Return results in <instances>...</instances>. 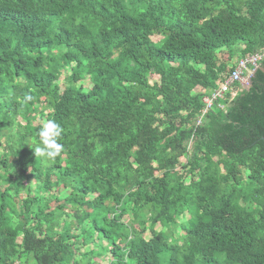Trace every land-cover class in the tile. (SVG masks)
<instances>
[{
	"label": "trees",
	"instance_id": "16d2710c",
	"mask_svg": "<svg viewBox=\"0 0 264 264\" xmlns=\"http://www.w3.org/2000/svg\"><path fill=\"white\" fill-rule=\"evenodd\" d=\"M257 52L264 0H0V264H264V60L204 102Z\"/></svg>",
	"mask_w": 264,
	"mask_h": 264
},
{
	"label": "built area",
	"instance_id": "2783aa9c",
	"mask_svg": "<svg viewBox=\"0 0 264 264\" xmlns=\"http://www.w3.org/2000/svg\"><path fill=\"white\" fill-rule=\"evenodd\" d=\"M263 60L264 52H257L239 59L229 76L222 81L221 86L215 89L211 95L204 97L205 111L215 110L216 101L227 91L233 89L235 84L240 83L243 87L249 86V80ZM218 107L224 108L221 104Z\"/></svg>",
	"mask_w": 264,
	"mask_h": 264
},
{
	"label": "clouds",
	"instance_id": "9594fccd",
	"mask_svg": "<svg viewBox=\"0 0 264 264\" xmlns=\"http://www.w3.org/2000/svg\"><path fill=\"white\" fill-rule=\"evenodd\" d=\"M31 99V97H28ZM63 127L54 120H48L39 129L40 144L34 147L36 156L46 157L55 160L64 150L60 143L63 134Z\"/></svg>",
	"mask_w": 264,
	"mask_h": 264
},
{
	"label": "rangeland",
	"instance_id": "374dc122",
	"mask_svg": "<svg viewBox=\"0 0 264 264\" xmlns=\"http://www.w3.org/2000/svg\"><path fill=\"white\" fill-rule=\"evenodd\" d=\"M158 39H160V37H153V40H158ZM238 61V59H236L235 61H232V63H230V66H232V65H234L236 62ZM68 72L69 73H71L70 72V70H68ZM156 80V77L155 76H152L151 77V81L152 82H154ZM60 84H61V86H62V88H64V78H61L60 79ZM246 87H248L247 85H245ZM42 107V106H41ZM46 113H47V110L45 111ZM39 120H41V118H38V120H36L35 121V123H37ZM42 121V120H41ZM43 122H45L44 120H43ZM12 131H14V128H12ZM5 138L6 137H4V136H2V139H1V144H0V152L1 153H3V152H5V149H4V141H5ZM30 182H31V186H32V191H31V195L32 194H34L35 193V187H36V181H35V179L34 178H32L31 180H30ZM22 196H26V194L25 193H22ZM157 228H160V226H158ZM144 236L147 238V239H149V238H151V233H150V231H147L145 234H144ZM88 249V248H87ZM87 249H85V250H87ZM97 258V257H96ZM96 258H95V260H96Z\"/></svg>",
	"mask_w": 264,
	"mask_h": 264
},
{
	"label": "water",
	"instance_id": "95a60500",
	"mask_svg": "<svg viewBox=\"0 0 264 264\" xmlns=\"http://www.w3.org/2000/svg\"><path fill=\"white\" fill-rule=\"evenodd\" d=\"M263 140H264V137H263Z\"/></svg>",
	"mask_w": 264,
	"mask_h": 264
}]
</instances>
